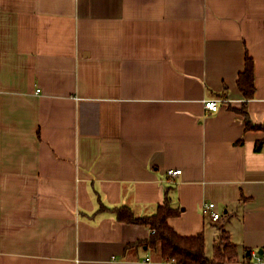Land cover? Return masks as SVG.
Here are the masks:
<instances>
[{
	"label": "crops",
	"instance_id": "0c3cea01",
	"mask_svg": "<svg viewBox=\"0 0 264 264\" xmlns=\"http://www.w3.org/2000/svg\"><path fill=\"white\" fill-rule=\"evenodd\" d=\"M247 56L263 125L264 0H0V264H175L113 211L152 216L172 186L179 235L264 257Z\"/></svg>",
	"mask_w": 264,
	"mask_h": 264
},
{
	"label": "trees",
	"instance_id": "16d2710c",
	"mask_svg": "<svg viewBox=\"0 0 264 264\" xmlns=\"http://www.w3.org/2000/svg\"><path fill=\"white\" fill-rule=\"evenodd\" d=\"M238 86L245 97V103L237 112L243 115L246 130L264 132V124L253 123L247 110V102L256 94L255 61L250 56H247L245 70L239 75ZM256 147L257 151H261L264 147V139L259 141ZM173 189V186L168 187L166 192L169 194ZM168 194H166L164 205L159 206L157 213L152 216L139 217L130 207L126 206L115 208L113 211L117 213L121 222L149 227L152 232L144 243L152 248L155 254L160 255L164 262H174L175 264H254L251 251L247 250L244 256H241L239 247L233 241L231 233L224 228L221 229L211 256L207 254L204 233L189 237L179 235L170 226L169 219L179 216L181 208L174 206L173 198ZM243 200L246 198L242 197L241 202ZM104 209L106 208L104 207ZM142 244L143 242H139L131 246Z\"/></svg>",
	"mask_w": 264,
	"mask_h": 264
},
{
	"label": "built area",
	"instance_id": "2783aa9c",
	"mask_svg": "<svg viewBox=\"0 0 264 264\" xmlns=\"http://www.w3.org/2000/svg\"><path fill=\"white\" fill-rule=\"evenodd\" d=\"M205 108L210 112H217L220 109V105H219L218 101L208 100L205 102ZM182 172H183L182 170H173L172 169V170H169L167 172V176H168L169 180H172L176 176L181 175ZM215 207H216L215 203H210V204L206 205L205 211H206V213H208L209 210H212V212H211L212 220L218 221L219 219L222 218V213L215 211ZM250 254L252 256L254 264H264L262 257L257 252H251ZM148 261H149V259H148Z\"/></svg>",
	"mask_w": 264,
	"mask_h": 264
},
{
	"label": "rangeland",
	"instance_id": "374dc122",
	"mask_svg": "<svg viewBox=\"0 0 264 264\" xmlns=\"http://www.w3.org/2000/svg\"><path fill=\"white\" fill-rule=\"evenodd\" d=\"M213 237H215V239ZM216 238H218V237L215 236V233L212 234L211 232H209V236H208L207 241H206L207 242V254L209 256H211L212 253H213V247H214V245L217 242V239ZM240 252H241V255H242V253H243L242 252V249H240Z\"/></svg>",
	"mask_w": 264,
	"mask_h": 264
},
{
	"label": "water",
	"instance_id": "95a60500",
	"mask_svg": "<svg viewBox=\"0 0 264 264\" xmlns=\"http://www.w3.org/2000/svg\"><path fill=\"white\" fill-rule=\"evenodd\" d=\"M262 253H263V252H262V251H260V255H262Z\"/></svg>",
	"mask_w": 264,
	"mask_h": 264
}]
</instances>
